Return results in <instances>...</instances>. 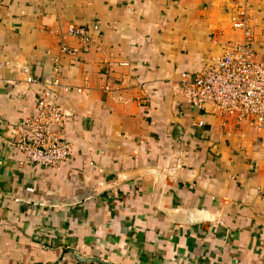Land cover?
Returning <instances> with one entry per match:
<instances>
[{"label":"crops","instance_id":"obj_1","mask_svg":"<svg viewBox=\"0 0 264 264\" xmlns=\"http://www.w3.org/2000/svg\"><path fill=\"white\" fill-rule=\"evenodd\" d=\"M240 5L263 58L264 0H0V264H264V131L176 92ZM43 94L73 113L56 167L14 146Z\"/></svg>","mask_w":264,"mask_h":264},{"label":"built area","instance_id":"obj_2","mask_svg":"<svg viewBox=\"0 0 264 264\" xmlns=\"http://www.w3.org/2000/svg\"><path fill=\"white\" fill-rule=\"evenodd\" d=\"M247 7L240 5L236 27L243 32L246 40L242 43L228 42L223 51L213 55L199 71L183 72L176 88L178 96L185 102L200 109H207L224 121L236 126H247L264 131V57L252 43V27ZM98 24L92 27L72 26L67 33L89 45L93 33H98ZM62 52L74 54L63 40ZM33 77L27 79L34 83ZM58 84V81L52 83ZM83 93V88H78ZM73 113L59 98L46 94L37 100L33 116L22 122L20 138L15 147L32 163L56 167L73 152V143L65 136L67 125ZM200 127L205 121L199 120Z\"/></svg>","mask_w":264,"mask_h":264},{"label":"water","instance_id":"obj_3","mask_svg":"<svg viewBox=\"0 0 264 264\" xmlns=\"http://www.w3.org/2000/svg\"><path fill=\"white\" fill-rule=\"evenodd\" d=\"M84 198H86V197H74L69 202H76V201H79V200H83Z\"/></svg>","mask_w":264,"mask_h":264}]
</instances>
